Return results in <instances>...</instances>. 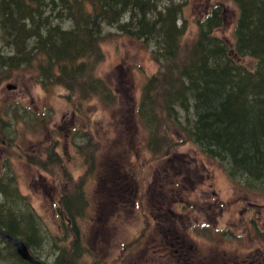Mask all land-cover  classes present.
<instances>
[{
  "label": "rangeland",
  "instance_id": "374dc122",
  "mask_svg": "<svg viewBox=\"0 0 264 264\" xmlns=\"http://www.w3.org/2000/svg\"><path fill=\"white\" fill-rule=\"evenodd\" d=\"M162 1L180 7L183 20L176 24L185 26L179 39L180 56L189 51L196 20L215 6L221 25L213 33L231 46L237 18L232 0ZM133 13L136 19L142 18V13ZM144 16L151 22L153 12L149 9ZM102 27L100 55L75 81L82 86L75 88L60 79L68 89L44 73L40 75L45 78H37L40 70L35 73L34 61L21 57L25 51L7 34L18 58L9 68L0 67V121L5 118L7 128L0 129V175L5 164L4 175H13L19 196L28 204L23 211L33 222V240L39 243L32 253L45 264L70 263L71 243L77 237L87 254L72 258L74 264H152L153 255L157 258L153 264H163L162 260L176 264L174 247L164 255L167 250L158 233L162 228L169 239L179 235L197 248L196 264L223 260L264 264V182L255 178L249 180L255 186L240 183L235 172L228 174L219 160L205 154L186 134L175 127L168 129L166 118L160 121L159 138L162 148L170 147L166 154L154 156L158 147L151 145L133 104L141 97L146 77L165 74L164 79H169L174 76L168 72L171 65L179 66L181 61L153 60L152 45L121 34L113 25ZM7 46L0 43V56L12 48ZM237 60L247 67L254 64L247 56ZM91 72L109 87L102 99L91 87L82 93ZM231 75L226 76L233 79ZM251 86L244 88L251 95L246 102L250 98L257 104L262 95ZM261 113L264 105L256 113L259 119H263ZM125 182L129 189L120 193ZM19 196L8 194L5 200L13 212H22ZM0 219L4 220L1 215ZM5 234L11 236L0 230V238ZM3 249L0 245V264H12Z\"/></svg>",
  "mask_w": 264,
  "mask_h": 264
},
{
  "label": "trees",
  "instance_id": "16d2710c",
  "mask_svg": "<svg viewBox=\"0 0 264 264\" xmlns=\"http://www.w3.org/2000/svg\"><path fill=\"white\" fill-rule=\"evenodd\" d=\"M232 2L237 8V18L232 28L231 46L213 33L221 25V16L215 6L196 20L189 51L180 56L179 39L185 26L176 24L177 20H183L176 3L172 7L162 0H0V43L5 47L12 46L0 56V67H8L18 58L15 55L18 52L13 53V42L7 38V34H12L25 51L24 55H19L34 61L35 73L40 70L39 75H49L48 78L67 89L69 83L75 88L81 87L82 84L75 81L100 55L98 44L103 35L102 26L113 25L121 34L152 45L151 59L170 64L172 59L181 61L179 66L171 65L168 71L175 77L164 79L165 74L146 77L141 86V97L133 105V112L139 121L140 118L143 120L147 134L152 138L151 145L158 147V151L153 150L154 156L166 154L170 147L162 148L163 140L159 138L160 121L166 118L167 127H175L180 134H186V138L202 148L205 154L219 160L228 174L235 172L240 183L250 184L249 180L255 178L257 182H264V113L260 115L263 119L256 115L258 108L264 105V0ZM150 5L153 7L149 8L153 12L151 22L144 16ZM134 10L142 13V18L136 19ZM120 16L122 20H118ZM244 56L254 60L252 67L239 63L237 59ZM230 72L234 74L231 75L233 79L226 76ZM94 75L92 72L86 75L89 84L82 93L84 90L90 92L91 87L102 99L109 87ZM36 77L45 78L43 75ZM249 83L250 86L253 83L251 88L262 95L257 104H252L250 98L246 102L251 95L244 88ZM4 121L5 118L0 121L2 131L7 129ZM4 166L0 175V215L4 219H0V230L22 240L30 254L38 258L32 253L33 247L39 245L33 240L35 227L23 211L28 204L19 196L13 175H4L7 173ZM126 182L120 193L129 189ZM8 194L19 196L23 214L20 209L13 212L7 207ZM63 204L69 211L65 200ZM19 221H22V228ZM72 233L77 236L76 228ZM158 233L161 236V232ZM261 235L263 238L264 234ZM0 245L4 246L3 252L9 254L10 263L29 264L19 258L14 247L2 237ZM71 247L74 253L70 254L71 262L66 264H74L76 255L79 256L76 259H82V253L87 254L77 237ZM163 247L170 251L171 247ZM194 251L195 254L187 258L189 261L196 258V247ZM155 259L153 255L149 263L153 264Z\"/></svg>",
  "mask_w": 264,
  "mask_h": 264
},
{
  "label": "flooded vegetation",
  "instance_id": "af4514ba",
  "mask_svg": "<svg viewBox=\"0 0 264 264\" xmlns=\"http://www.w3.org/2000/svg\"><path fill=\"white\" fill-rule=\"evenodd\" d=\"M162 233V237H163V243L164 245H167L169 247H174L175 249H171L173 252L174 251H178V253L175 255L174 260L176 262V264H196L197 263V259L195 258L194 261H189L186 260L183 256L187 254V252L194 250V247L191 246V244L185 242V240L183 239L182 236H171L170 239L169 237H167V235L165 234L164 230H161ZM184 235H186V233L184 232V227H183V232ZM166 239V240H165ZM169 240V242H168ZM163 249L165 250V248L163 247ZM182 250L185 253H182ZM165 253V252H164ZM169 253V252H168ZM168 253H165L166 255ZM182 258V262H180V259ZM213 260H215V258H212ZM252 259H250L249 261H251ZM161 261V260H160ZM224 261V260H223ZM222 261V263L220 264H226ZM163 264H168L166 261H163ZM211 264H215L216 262L214 261H210ZM209 262L206 264H210ZM232 264H247V263H238L237 261H233Z\"/></svg>",
  "mask_w": 264,
  "mask_h": 264
},
{
  "label": "water",
  "instance_id": "95a60500",
  "mask_svg": "<svg viewBox=\"0 0 264 264\" xmlns=\"http://www.w3.org/2000/svg\"><path fill=\"white\" fill-rule=\"evenodd\" d=\"M7 88H10V85H6ZM2 238H4L7 242H9L16 252V254L21 258L22 260L28 262L29 264H43L42 262L34 259L27 251V247L24 243L21 241L14 239L12 236L8 235H2Z\"/></svg>",
  "mask_w": 264,
  "mask_h": 264
}]
</instances>
